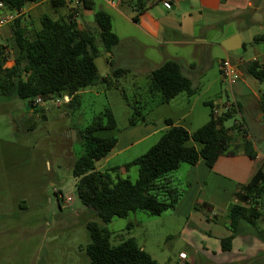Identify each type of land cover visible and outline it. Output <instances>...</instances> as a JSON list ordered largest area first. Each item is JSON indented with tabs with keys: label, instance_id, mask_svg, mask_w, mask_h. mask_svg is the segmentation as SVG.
Returning <instances> with one entry per match:
<instances>
[{
	"label": "rangeland",
	"instance_id": "374dc122",
	"mask_svg": "<svg viewBox=\"0 0 264 264\" xmlns=\"http://www.w3.org/2000/svg\"><path fill=\"white\" fill-rule=\"evenodd\" d=\"M250 1L252 6L240 16L207 29L205 40L212 44L200 45L198 54L192 53L191 48L179 46L169 47L160 54L157 52L160 60L177 53L179 56L184 54L187 61H196L195 70L184 66L193 85L199 87L193 96L180 94L169 103H157L150 108L151 111H145L141 101L149 97V77L135 71V75L118 77L117 87L98 82L82 90V106L75 111L65 104L63 98L43 101L36 109H31L26 99L0 96V264H87L89 221L106 227L111 232L112 244L135 237L161 264H181L182 254L191 255L190 248L178 234L181 220L173 219L169 212L151 215L137 211L104 224L93 209L82 204L76 191L77 179L73 175L74 160L84 152L79 130L106 107H110L116 117L118 126L111 132L116 136L128 126L137 106L146 118L159 121L161 125H166L165 120L169 117L184 116L181 124L192 130L209 119L211 107L207 102H212L220 115L225 109L223 104L232 100V92L220 73L219 61L229 58L236 64L250 61L258 52H264V44L253 41L255 34L264 32V0ZM156 5L172 8L161 1ZM43 13L58 16L63 15V9L57 12L47 0H42L26 5L22 15L33 30L40 28ZM115 25L122 38V42L115 46L116 52L124 54L129 46H133L130 35L139 36V31L118 22ZM10 35L8 26L0 34V43H6ZM96 43L100 50L96 58L98 73L103 78L111 74L112 66L101 39L98 38ZM13 63L10 60L7 66ZM239 68L244 69L241 65ZM244 72L245 78L256 81L257 87L254 88L264 96V82L250 78ZM135 80L138 81L136 85ZM251 105L245 104L243 116L238 112L225 124L228 127L240 124L244 117L251 140L264 150V121L262 117L261 120L256 118ZM238 132L248 133L236 130ZM190 143L197 145L193 141ZM132 154L120 155L115 160L123 164L135 156ZM119 174L134 180L138 169L134 166ZM68 197L71 198L69 202Z\"/></svg>",
	"mask_w": 264,
	"mask_h": 264
},
{
	"label": "trees",
	"instance_id": "16d2710c",
	"mask_svg": "<svg viewBox=\"0 0 264 264\" xmlns=\"http://www.w3.org/2000/svg\"><path fill=\"white\" fill-rule=\"evenodd\" d=\"M5 1L9 10H17L42 0ZM47 1L57 12L67 7L66 0ZM158 1L121 0V3L133 8V18L138 21L139 15ZM82 5L92 7L90 0H83ZM95 21L99 29L97 33L81 29L73 12L65 16L43 13L40 28L33 30L25 23L24 15L14 19L9 25L11 35L6 43H0V96L26 99L31 109L38 107L35 103L38 97L46 101L68 96L65 104L75 111L82 106L80 92L87 87L98 82L106 83L108 87L119 86L117 78L129 70L116 67L109 55L112 72L100 78L96 63L100 50L96 42L100 38L105 51L112 54L120 37L113 30L112 17L107 10L96 9ZM253 41L264 43V32L255 34ZM10 60L14 63L7 66ZM244 68L249 75L264 82V62L251 60ZM148 77L149 97L157 103H169L180 94L193 96L198 91L177 59L165 60L153 68ZM123 95L129 103L126 93ZM207 103L211 107L208 121L192 132L174 124L172 119L165 120L167 128L157 142L125 164L127 171L137 167L138 176L134 180L121 176L118 167L97 169L96 162L107 156L118 141V137L111 133L118 125L110 107L96 114L79 130L84 152L73 163L76 191L82 204L93 209L104 224L115 217H128L132 212L162 215L174 209L183 191L173 185L169 175L181 165H195L200 159L212 167L219 156L235 153L233 133L236 130L247 133L243 121L231 127L225 124L227 119L240 112V105L234 102L217 115L213 103ZM129 121L130 124L146 121L139 106L134 107ZM244 147L249 156L255 157L251 142L245 143ZM263 195L264 170L259 169L247 184H241L235 192L238 202L229 209V227L233 233L221 239L224 251H230L235 236L244 232V222L257 228L256 235L264 240V230L259 229L256 223V219L262 216L258 206ZM87 228L90 235L86 249L87 264H161L133 236L112 244L111 232L100 223L89 221Z\"/></svg>",
	"mask_w": 264,
	"mask_h": 264
},
{
	"label": "crops",
	"instance_id": "0c3cea01",
	"mask_svg": "<svg viewBox=\"0 0 264 264\" xmlns=\"http://www.w3.org/2000/svg\"><path fill=\"white\" fill-rule=\"evenodd\" d=\"M157 3L141 13L138 21H135L133 18L135 11L131 6L121 3V0H90L92 7L87 8L83 5L78 7L76 21L81 29L97 33L99 29L95 21V10L105 9L111 14L113 30L120 37L119 43L122 42V38L116 28V22L139 31V36L130 35L129 41L133 46H129L124 54H118L116 47L113 48L112 54L109 52L107 54L111 55L116 67L129 70L124 76L130 73L135 75L134 71L136 74L149 75L153 68L160 66L167 59L179 60L183 65V71L186 65L195 70L196 61H187L184 54L179 56L175 53L165 60H160L157 52L160 54L169 47L179 46L191 48L192 53L196 55L201 50L198 48L200 45L212 44L211 41L205 40L208 28H215L228 19L233 20L252 6L250 0H181L173 4L171 9L166 5H156ZM67 12L69 13L68 6L63 8V15H67ZM192 45L196 48L193 49ZM255 59L264 62V52H258L251 60ZM220 62L221 60L219 66ZM247 62L249 61H239L236 65L245 67ZM240 71L241 79L231 87L232 100L229 99L223 105L226 106L230 101L236 102L240 105V113L243 116L245 104L251 103L256 118L261 120L262 117L264 121V96L261 91L254 88L257 87L256 81L244 77L245 68ZM109 72H112V68ZM184 73L188 75L185 71ZM136 84L138 81L135 80ZM196 87L199 89L198 86ZM80 93L82 95V91ZM65 99L68 98L65 96ZM141 102L143 110L148 112L157 104V101H153L151 97ZM214 104L216 105L217 102ZM214 109L217 110L215 107ZM143 115L145 116L144 113ZM183 118L167 119H172L174 124L182 125L190 132L194 131L181 124ZM242 121L248 133L242 134L236 131L233 133L235 153L219 156L212 167H209L203 159L195 165L183 164L168 177L174 186L183 191L175 208L167 211L173 219L181 220L178 234L191 251V255L187 253V256L182 258V263L264 264V240L256 235L257 228L251 224L245 222L242 224L244 232L235 236L230 251H224L221 245V239L233 233L229 227V209L233 203L238 202L235 192L239 190L241 184H247L259 169L264 170V150L251 140L248 123L244 117ZM166 128L167 126L161 125L159 121L148 118L145 122L135 124H130L129 121L125 130L118 134V141L110 153L96 162L97 169L118 167L119 172H126L125 164L146 152L157 142ZM248 142L253 144L255 157L249 156L245 150V143ZM127 153H133L132 155L135 156L123 164L116 162V158ZM258 210L262 216L256 219V223L259 229L264 230L262 225L264 195ZM181 252L186 251L181 250Z\"/></svg>",
	"mask_w": 264,
	"mask_h": 264
},
{
	"label": "built area",
	"instance_id": "2783aa9c",
	"mask_svg": "<svg viewBox=\"0 0 264 264\" xmlns=\"http://www.w3.org/2000/svg\"><path fill=\"white\" fill-rule=\"evenodd\" d=\"M67 6L69 8L70 12H73L74 14L77 13V9L79 6L83 4V0H66ZM161 2H164L167 5H173L181 0H160ZM28 5V4H27ZM26 6L22 7L21 9L17 10H9L6 4L5 0H0V34L2 31L7 28L18 16L22 15L24 13V8ZM220 73L224 80H226L230 87L235 85L242 76V73L239 69V66L235 63H232L230 59L224 58L220 62ZM68 98V96H66ZM65 101V97L63 98ZM43 102L41 97H38L35 101L36 104ZM232 104L228 103L226 104L225 109L230 107ZM224 109V110H225ZM217 110L215 109V113L217 114ZM218 115V114H217ZM71 200L70 197L67 198V201L69 202ZM264 217V216H263ZM186 255L182 254V258H185Z\"/></svg>",
	"mask_w": 264,
	"mask_h": 264
}]
</instances>
